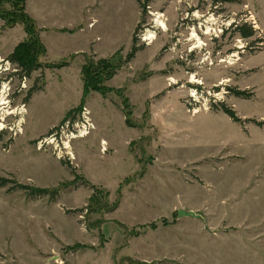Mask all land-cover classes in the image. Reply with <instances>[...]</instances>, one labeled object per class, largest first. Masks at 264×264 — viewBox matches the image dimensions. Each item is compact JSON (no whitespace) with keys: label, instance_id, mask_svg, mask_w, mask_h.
<instances>
[{"label":"rangeland","instance_id":"rangeland-1","mask_svg":"<svg viewBox=\"0 0 264 264\" xmlns=\"http://www.w3.org/2000/svg\"><path fill=\"white\" fill-rule=\"evenodd\" d=\"M85 6L90 31L73 28ZM24 9L46 51L30 75L10 63L9 107L25 112L20 133L15 112L0 130L9 180L0 264H264V0H24ZM17 11L2 0V64L26 38L7 20ZM147 30L151 44L140 39ZM111 36L122 43L113 52ZM88 57L117 69L85 99L94 129L71 139L66 123L81 111L63 113L80 105ZM43 137L57 140L39 149ZM19 184L56 191L34 196Z\"/></svg>","mask_w":264,"mask_h":264},{"label":"trees","instance_id":"trees-1","mask_svg":"<svg viewBox=\"0 0 264 264\" xmlns=\"http://www.w3.org/2000/svg\"><path fill=\"white\" fill-rule=\"evenodd\" d=\"M12 2L13 6L18 8V11L13 15L12 20L7 16V20L10 22H20L23 25V29L26 33V38L19 42L11 52L9 59L14 62L21 72L26 75H30V73L36 69H39L42 64L39 62V56L45 53V47L42 44L38 30L36 28L35 22L32 18H30L24 9V0H9ZM2 0H0V5ZM2 14V12H1ZM6 19V14H3ZM244 36L250 35V32H242ZM131 51L128 53L126 57V61L134 56L136 47L133 45L130 49ZM68 62H60L57 67L60 68L62 66L67 65ZM117 69V66H113L109 59L101 58L95 60L93 57H88L85 63L82 64L80 73L82 80V96L80 99V105L77 108L70 109L66 115L65 119L70 117L72 113L81 111L82 107H84L85 99L89 95L90 92L95 91L104 93L105 87L102 86L105 80L113 77ZM229 113V115H233L231 111L225 110ZM233 117V116H232ZM9 180L6 178L0 177V185H5ZM19 188L31 192V195H45L52 192L55 193L56 190L49 191L47 188L40 187H30L25 184H19Z\"/></svg>","mask_w":264,"mask_h":264},{"label":"built area","instance_id":"built-area-1","mask_svg":"<svg viewBox=\"0 0 264 264\" xmlns=\"http://www.w3.org/2000/svg\"><path fill=\"white\" fill-rule=\"evenodd\" d=\"M153 15V13H151ZM154 16V15H153ZM155 19V18H154ZM154 21V25H155V20ZM154 25H152L151 27H154ZM145 32L143 34H141L140 39L144 42H146L147 40H145L144 36H145ZM2 60L0 59V75L5 72L4 77L2 78V82L0 84V90H2L3 86H7V91H9L8 93L6 92V97L8 98L9 94H10V83L12 82V79L14 78V73L16 72V68H12V66H10V60L6 59L5 62L2 64ZM18 67V66H17ZM19 68V67H18ZM17 90L21 91V88L19 87ZM8 101V100H7ZM23 106V105H22ZM81 116L80 117H76L72 122L69 121L66 123L67 125H70L72 129L67 130L70 133V138L71 139H77V138H84L87 136V134H89L91 132L92 129H94L93 124L91 123L90 118H89V110H87L86 108H82L81 110ZM12 116L8 115L4 118H0V125L2 124L3 126H0V130H2L5 126H4V122H6L7 118ZM69 123V124H68ZM10 129H12L11 126H8ZM53 137H48V138H44L42 140H40L38 143H40L42 145V147L44 148L45 145H53L54 142L57 140L56 138ZM58 143V141L56 142ZM64 150H66V147L64 146ZM54 153H56V155L60 158L64 155L68 156L71 158V154H68L60 150H56L54 147Z\"/></svg>","mask_w":264,"mask_h":264},{"label":"bare ground","instance_id":"bare-ground-1","mask_svg":"<svg viewBox=\"0 0 264 264\" xmlns=\"http://www.w3.org/2000/svg\"><path fill=\"white\" fill-rule=\"evenodd\" d=\"M153 15L155 17V23H156L155 25H159V27L162 30H165L166 29V24L164 22L165 19L163 18V15L161 13H158V12L153 13ZM192 32H194V30ZM153 33H154V31H153ZM153 33H151L150 30H147V32H146V34L144 36L145 37L144 39L148 41V44H151L152 40L155 37V35H153ZM194 36L197 38V44H201L200 39L195 34H194ZM192 39L195 41L194 38H192ZM236 55L237 54L235 53L231 57H234ZM0 59H1V57H0ZM230 60H232V59L230 58ZM193 79H195V78H193ZM7 90H8L7 86H3L2 90H0V118H4V117H6L8 115L14 114V112H15L16 115H19V120L17 122V129H18V132L20 133L21 132L22 122H23V116L22 115L25 112V106H19L16 109L9 107V103H8L7 97H6ZM0 126H3V125L1 124ZM101 144H102L101 148H105L104 145L106 144V142L104 140L101 142ZM64 145L66 146V149L69 146L68 143H64ZM38 148L39 149L42 148V145L40 143H38ZM68 154H70V153H68ZM71 158H72V155H71Z\"/></svg>","mask_w":264,"mask_h":264},{"label":"crops","instance_id":"crops-1","mask_svg":"<svg viewBox=\"0 0 264 264\" xmlns=\"http://www.w3.org/2000/svg\"><path fill=\"white\" fill-rule=\"evenodd\" d=\"M120 1H118V3L117 4H114V7H116V10H117V13H120V9H121V6L120 5H122V4H120L119 3ZM85 12H86V16L84 17V18H82L80 21H78L77 23H74L73 24V28H75L76 26H79L80 25V23L83 25V27H81V29L82 30H80V31H90L89 30V27L87 26L88 25V23H89V21H90V19H93V18H91L92 16H91V14H90V10H91V8L89 7V6H85ZM119 20H120V18H119ZM119 24V23H118ZM114 28H116V25H114ZM118 28H120V27H118ZM101 37V36H100ZM99 37V38H100ZM99 38H97V36H96V38L94 37V38H92V40H91V46L95 49V46H94V43H95V41L96 40H98ZM101 39V38H100ZM111 40H110V42H107L108 43V45H109V47H110V51L111 52H113L114 50H115V48L117 49L118 48V46L119 45H121L122 43L120 42V40H118L116 37H114V36H111V38H110ZM108 45H106V46H108ZM72 109V108H71ZM70 109H68V110H66L64 113H63V115L64 114H66L68 111H69ZM54 124H51V125H48V127H50V126H53Z\"/></svg>","mask_w":264,"mask_h":264},{"label":"water","instance_id":"water-1","mask_svg":"<svg viewBox=\"0 0 264 264\" xmlns=\"http://www.w3.org/2000/svg\"><path fill=\"white\" fill-rule=\"evenodd\" d=\"M190 213H191V212H184V211H179V212H178V214H184V215H185V214L188 215V214H190Z\"/></svg>","mask_w":264,"mask_h":264}]
</instances>
